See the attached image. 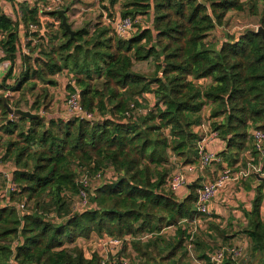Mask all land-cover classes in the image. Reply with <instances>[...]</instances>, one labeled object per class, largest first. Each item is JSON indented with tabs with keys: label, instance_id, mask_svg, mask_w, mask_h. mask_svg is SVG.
Here are the masks:
<instances>
[{
	"label": "trees",
	"instance_id": "1",
	"mask_svg": "<svg viewBox=\"0 0 264 264\" xmlns=\"http://www.w3.org/2000/svg\"><path fill=\"white\" fill-rule=\"evenodd\" d=\"M117 3L110 0L112 7ZM247 6L261 16L259 27L264 28V0H125L116 17L152 16L148 27L139 26L127 37H119L108 24L93 32L77 30L72 38L57 13H49L60 26L48 27V43L42 37L35 47L28 44L31 53L22 57L16 82L18 13L27 27L38 21L37 9L14 4L12 17L0 9V45L12 63L5 80L15 82L10 86L5 81L0 91L32 90L37 82L55 87L53 78L67 73V91L79 95L88 113L99 115L95 121L42 115L27 119L11 116L0 102L5 121L0 131L8 138L2 161L14 163L12 181L18 186L17 191L0 193L5 201L0 205V264H102L97 251L86 258L77 246L68 248L94 234L124 241L107 264H183L189 240L196 244L199 260L211 264L209 252L220 240L231 246L233 222L222 228L216 215L209 218L206 242L190 233L200 215V178L184 199L168 185L179 165L198 163V130L204 123L224 144L211 165L237 171L249 158L257 159L250 132L264 131L262 35L249 30L237 39L224 35L208 40L213 31L220 33L228 13L244 12ZM53 31L57 35L52 36ZM150 60L156 62L151 76L134 70L135 64ZM149 94L154 96L152 103ZM46 100L47 96L38 97L29 111L39 114ZM13 107L21 109L19 104ZM248 151L250 157L244 161ZM85 169L91 177L101 173L103 182L88 189L86 209H75L82 189L78 179ZM250 180L256 182L254 199L244 212L240 233L248 238L251 255L264 264V177ZM17 201H25L24 209L26 203L34 207L24 213ZM53 211L67 214V219L49 220ZM167 229L176 232L169 237ZM131 249L134 262L127 255ZM223 264L239 262L228 257Z\"/></svg>",
	"mask_w": 264,
	"mask_h": 264
},
{
	"label": "built area",
	"instance_id": "2",
	"mask_svg": "<svg viewBox=\"0 0 264 264\" xmlns=\"http://www.w3.org/2000/svg\"><path fill=\"white\" fill-rule=\"evenodd\" d=\"M29 4L32 8L37 9V22L29 23V25L22 26L20 28L21 37L18 43V57L15 63L14 69L21 63L22 57L25 55H30V48L28 44H32V47L38 45V38L44 39L45 43H48L47 35L51 32L48 26L52 27L54 30L58 29L60 26L59 19L49 15V13L58 12L64 10V0H0V9L3 10L2 13L7 14L4 10V6L14 4ZM9 16V15H8ZM18 22L22 25V13H18ZM143 19L140 16L136 17H117L112 21L108 20V24H111L115 29L119 37H127L131 35L137 27L142 25ZM39 35V37H37ZM41 41V40H40ZM38 55V50L36 52ZM0 86L6 81L5 78L12 68V63L6 61L4 51L0 45ZM7 85H13V80L6 81ZM5 93L7 96H12L15 94L10 90L0 91V93ZM65 107L68 113L66 121L72 118H78L81 120L95 121L96 118L93 114L88 113L77 93L68 94L65 98ZM199 133L202 139L197 143V158L198 163L196 165H179L176 168L173 176L169 181L170 189L176 194L180 195L184 191H188V187L194 183L199 176L203 173L214 161L217 159V153L213 149L215 142L224 145L219 140V135L217 132L213 131L208 123H204L199 128ZM250 137L253 141V147L257 152L256 157L249 158L245 166H240L239 170L234 171L230 168L225 167L220 171L217 177L209 183L201 185L198 190V196L196 201V209L200 215L210 216L213 214L211 209V204L213 201L219 198L221 193L226 190L232 183L237 184V186L243 184V181L250 179L252 176L264 177L263 161H264V131L253 129L250 132ZM1 166V157H0ZM80 177L78 182L82 185V189L79 192L78 200L75 205V209H86L89 206V194L88 189L92 187V181L101 182L103 180V175L98 173L91 177L89 173L85 170L80 172ZM2 177L6 180V192L17 191L18 186L12 181L11 172L2 171ZM20 209H24L25 206H19ZM192 224L201 226V219L193 220ZM193 237V236H192ZM191 237V238H192ZM98 244L97 252L102 258V264H107L110 260L111 255H117L120 248H122L124 241L117 238H104L96 239ZM193 245H188V250L191 255L193 252ZM230 257L233 261H242L245 259L244 248L239 245L235 246H224L221 247L211 254H209V259L211 264H223L224 261ZM116 258L114 259V262ZM123 264H128L126 260H122Z\"/></svg>",
	"mask_w": 264,
	"mask_h": 264
},
{
	"label": "rangeland",
	"instance_id": "3",
	"mask_svg": "<svg viewBox=\"0 0 264 264\" xmlns=\"http://www.w3.org/2000/svg\"><path fill=\"white\" fill-rule=\"evenodd\" d=\"M125 0H118V3L112 7L110 4V0H106L105 2H102L100 0H64V10H66L67 15V21L73 31H77L83 28H88L89 31L93 32L95 28L102 27V26H108V20H113L114 17L119 16L122 9L123 4ZM10 11V10H9ZM6 11L8 15H10V12ZM143 19L142 25H140L141 28H146L150 25L152 16L150 15H141L140 16ZM260 15H254L249 7L247 6L246 11L244 12H230L228 13L224 25L219 28V32L213 31L210 34V38H208L209 41H218L220 39L224 38V35H228L231 37L239 38L240 35L245 33L249 30H258L259 23H260ZM51 28L50 26H48ZM58 31H53L52 36L57 35ZM33 48V47H32ZM22 61L21 63H18L17 66V73L15 78L13 79L15 82L17 81V78L19 77L20 73L22 72ZM155 66L156 62L154 60H150L148 62H142L135 64L134 70L137 73L144 74L146 76H151L155 72ZM55 81H60L59 83H62L61 90H57L55 87H46L43 83L37 82L36 86L32 90H28L26 87L21 92H15L12 96H7L5 93H0V96H4L7 98L8 104L13 108V105H18L21 107L24 111H29V105L34 104L38 97H44L47 96V100L45 102V105H41L40 112H33L36 115H42L48 119H61L63 121H66L67 118H69L67 115L66 107H65V98L68 94H70L67 91V87L70 81V78L67 73H62L60 75H57L54 77ZM13 83L15 84V82ZM32 85V84H30ZM29 87V85H28ZM96 119L99 118V115L96 113L93 114ZM3 117L1 116L0 111V128L4 124ZM0 137L2 138V141L0 143V157H1V166H0V193L1 191H4L6 189V180L2 177L1 172L2 171H8L11 172L15 168V165L12 161H2V158H4L6 148L3 146L5 144L6 140L8 139L6 135H4L3 131H0ZM175 165V164H174ZM226 167V165H225ZM85 171H87L85 169ZM176 171V170H175ZM211 171V173H210ZM221 169H217L215 165H211L208 167L203 173L199 174V176L196 178L197 180L200 178L201 181L200 185L209 183L213 181V175H217V172H220ZM88 172V171H87ZM111 172V171H110ZM103 182V181H101ZM99 182L92 181V188H95L97 185H99ZM244 185V184H243ZM74 200V199H73ZM216 201V200H215ZM213 201V202H215ZM213 202L211 206L213 205ZM5 201H3V197L0 196V205L4 206ZM18 207L21 205H24L25 201L16 202ZM75 203V202H74ZM71 204H73V201L71 200L69 202V211L68 214L71 213ZM242 204V203H241ZM240 203L237 204V207L235 208H226L225 216H221V219L225 222H227L229 219L233 221V231L232 234H235L233 239H235L233 242L230 240L231 246L239 245L244 248L245 253V259L242 261H238L239 264H258L260 261V257L254 258L250 253V245L248 238L241 234L240 231L243 228L245 224L244 220V209L242 208V205ZM34 205L26 203V209L22 210L27 212V209H33ZM241 210V211H238ZM21 211V210H20ZM235 212H241V215L236 217ZM22 214V212H20ZM263 217H264V207L262 209ZM214 216L213 214L210 216H204L199 215L198 219H201V226L199 225H192L190 228V233H192L193 236L199 235V239L201 242H206L205 239V231L209 228V218ZM48 219L51 221H54L56 223L63 222L65 219H67V214L63 213L61 215L57 214L56 212H51L47 215ZM229 225V221L227 222V225ZM175 229H167L165 230V234L169 237L173 236L175 234ZM98 238L97 235H93L90 239H79L76 241L75 245H66L69 247L77 246L78 248L82 249L85 253L86 258H90L94 252L98 250V244L96 239ZM195 239V238H194ZM197 239V238H196ZM191 243V240H189L188 245ZM216 244L217 250L221 247H224L222 245V241L220 240ZM187 245V246H188ZM193 252L191 255L188 252V256L186 259H184L183 264H208L206 262H202L198 258V249L196 244H193ZM213 251V252H214ZM210 254L212 253L209 252ZM127 255H130L133 262L135 260V253L133 250H128ZM136 263H139L136 258Z\"/></svg>",
	"mask_w": 264,
	"mask_h": 264
},
{
	"label": "crops",
	"instance_id": "4",
	"mask_svg": "<svg viewBox=\"0 0 264 264\" xmlns=\"http://www.w3.org/2000/svg\"><path fill=\"white\" fill-rule=\"evenodd\" d=\"M4 10L6 11H9L10 12V15L9 16H13L14 15V7H12L11 5H6L4 6L3 8ZM3 10H1L2 12ZM117 18V17H115ZM114 19V18H113ZM24 27V25H21V27ZM16 72L18 71L17 70V67H16ZM60 81H56L57 85L55 86V88L57 90H61L62 88H65V87H62V83H59ZM59 88V89H58ZM147 99L150 101V103H152L154 101V96L149 94L147 95ZM199 131V130H198ZM213 149L215 150V152L218 154L219 152H221L222 150H224V145L221 146V144H218L217 142L214 143L213 145ZM251 153L248 151L245 153L244 155V161H246V157H250ZM225 167V165H224ZM223 169V168H222ZM220 172H217V175L219 174ZM217 175H213V179H215L217 177ZM247 182V185H239L237 186V184H234L232 183L226 190H224L221 195L219 196L218 199H216L215 202H213V205L211 206V209L213 210V215H216L219 217L218 222H222L223 223V227H225L227 225V222L231 219H229L227 222L223 221L221 219V216H225V212H226V208H235L237 207V204L238 203H242V208L245 210V211H249L251 209V205H252V200L254 199V191H253V188L255 187L256 185V182H252L251 180L250 181H246ZM189 190V189H188ZM188 195V191H184L182 192L180 195H178L181 199H184L186 196ZM264 207V206H263ZM263 209V208H262ZM238 211H241V210H238ZM244 211V212H245ZM236 213V217L240 216L241 215V212H235ZM262 216H263V213H262ZM210 220V219H209ZM208 220V221H209ZM244 222L246 223V219L244 217ZM232 221V220H231ZM233 222V221H232ZM235 239L232 240V242L234 241Z\"/></svg>",
	"mask_w": 264,
	"mask_h": 264
},
{
	"label": "water",
	"instance_id": "5",
	"mask_svg": "<svg viewBox=\"0 0 264 264\" xmlns=\"http://www.w3.org/2000/svg\"><path fill=\"white\" fill-rule=\"evenodd\" d=\"M57 16L62 20V23L64 25V27L66 28L67 32L71 35L72 38H74L75 35V31H73L67 21V15L65 13V10H61L57 12ZM257 32L259 34L262 35L263 38V42H264V28L259 27ZM0 102L3 103V105L6 107L8 113L13 116V115H19L22 117H25L27 119H36V118H40L41 115H36L35 113L31 112V111H24L22 109H13L7 101V98L4 96H0ZM258 177L260 180L262 178H260L258 175L256 176ZM191 186V185H190ZM190 186L188 187L190 189Z\"/></svg>",
	"mask_w": 264,
	"mask_h": 264
}]
</instances>
